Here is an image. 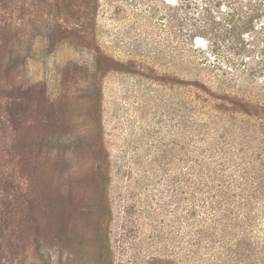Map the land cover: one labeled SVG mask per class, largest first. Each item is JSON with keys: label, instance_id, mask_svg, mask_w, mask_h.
I'll return each instance as SVG.
<instances>
[{"label": "rangeland", "instance_id": "obj_1", "mask_svg": "<svg viewBox=\"0 0 264 264\" xmlns=\"http://www.w3.org/2000/svg\"><path fill=\"white\" fill-rule=\"evenodd\" d=\"M190 15L172 0H0V264H264L254 204L198 233L228 178L193 189L191 166L264 172V114L232 103L242 80L264 92V73L210 67L208 91L192 86L215 55Z\"/></svg>", "mask_w": 264, "mask_h": 264}, {"label": "trees", "instance_id": "obj_2", "mask_svg": "<svg viewBox=\"0 0 264 264\" xmlns=\"http://www.w3.org/2000/svg\"><path fill=\"white\" fill-rule=\"evenodd\" d=\"M172 3H185V7L190 9L188 24L190 38L193 40L194 37L201 38L204 42L203 48L208 51L206 53L215 55V58L204 57V61H198L200 66L193 65V72L189 78L192 86L206 88L204 90L208 91L207 82L212 80L210 74L204 75V71H208L210 67L222 69L220 74L224 81L235 79L233 77L235 74L247 75L252 79L263 75L264 0H172ZM203 48L193 42L190 46L193 52H205ZM191 57L190 63L195 64L197 55L192 54ZM240 87L244 92L243 97L232 98V103L243 112H249L248 108H250V110L254 109L255 114H264V92L249 80H242ZM262 165L264 166V163ZM247 171V167L243 168V166L229 168L209 165L191 166L193 189L213 190L210 182V180L214 182L212 173L228 178L224 180L226 183H220L219 189L212 185L214 191L211 198L214 200L209 201L207 198L202 202L203 206L208 207L206 212L208 216L203 218V229H199L198 233L202 231L207 233L216 222H220L222 216L217 217V212H223L227 216L226 209L252 204H254L252 208L256 210L264 209V198H259V194L264 193V172L256 176L252 174V178L247 179L250 175ZM244 177L250 181L245 180ZM232 188L239 190V194H233ZM229 193L231 195L228 196L235 205L223 207L228 199L226 195ZM234 196H237V199L233 198ZM193 206L201 207L202 204L195 203ZM229 212H232V209Z\"/></svg>", "mask_w": 264, "mask_h": 264}]
</instances>
